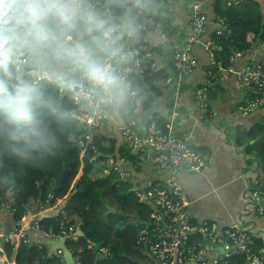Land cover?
I'll return each instance as SVG.
<instances>
[{"label": "crops", "instance_id": "0c3cea01", "mask_svg": "<svg viewBox=\"0 0 264 264\" xmlns=\"http://www.w3.org/2000/svg\"><path fill=\"white\" fill-rule=\"evenodd\" d=\"M216 1L221 2L223 9H226L245 0H160L159 7L151 17L139 20L144 31L143 43L148 47L150 69L159 73L154 81L159 93L155 95L152 108L144 111L138 105L134 116L137 122L138 118L142 120L138 122V127L144 129L155 115L166 122L167 130L186 138L205 156L206 165L201 171L194 173L180 171L174 177L175 183L181 187L191 202L193 221L196 224L203 221L213 222L217 224L219 231L222 228L245 230L253 243L260 244L258 251L264 260V214H257L253 196L257 183H264V159L262 161L258 157V150L264 144V107L249 113L238 110V105L251 98L253 93L242 88L236 78L222 67L215 68L214 54L204 45L211 34L218 30L214 16ZM254 1L259 3L264 19V0ZM195 12L206 14V33L194 46V54L198 60L197 68L192 74L184 75L174 67L171 55L175 49L183 45L185 37L190 32V20ZM248 38L253 40V34H248ZM237 52L236 50L230 52L228 66L238 68L251 60H263L264 44L254 43L242 55L236 56ZM209 70L213 72L210 89L208 95L201 99L199 93L209 79ZM146 87L141 85L137 92H144ZM148 87L149 91L154 93L151 86ZM121 110L124 115L128 113L127 109ZM121 110L116 112L109 109L102 127L99 128L108 139H111L115 151L105 160L94 161L93 166L96 169L94 173L97 174V178L106 175L109 167L115 164L122 165L130 172V177L125 180L132 186L130 191L136 194L137 190H145L157 180H168L169 176L163 171L152 169L149 163L138 159L135 164L132 163L130 158L134 154L126 149L120 128L129 119L135 118L132 116L126 119ZM80 175L82 170L78 176ZM119 178L124 180L120 175ZM141 201L146 204L141 210V216L130 213L125 222L119 223L107 234L108 244L115 243L118 250L114 253L109 251L108 256L101 257L97 254L101 261L106 262L105 264L109 260H111L109 264H155L146 248L137 243L139 231L150 222L153 211L145 200ZM68 202L67 195L63 199H58L52 207L46 208L41 214L47 217L56 215ZM107 206H110L113 212L108 210ZM102 210L104 212L100 214V221L108 226L111 218L105 215L116 214L117 222L120 221L123 212L121 210L124 209L118 207L116 200L110 199L108 203L101 205L100 212ZM37 212V207L32 208L25 219L28 220L30 215ZM145 215L147 217H144ZM142 217L143 219H140ZM74 222L76 234L81 236L80 222L77 218ZM15 227L12 212L0 204V234ZM29 236L34 244L39 247L45 246L49 254H57L58 250L62 249L60 256L63 257L64 264L69 263L66 262L69 256L65 252L67 250L65 240L52 239L32 229L29 230ZM188 243L196 247L199 253H187L184 264H201L227 255L221 243L209 242L203 233L192 234ZM98 246L88 243L90 249L97 250ZM72 256L76 264V258Z\"/></svg>", "mask_w": 264, "mask_h": 264}, {"label": "clouds", "instance_id": "9594fccd", "mask_svg": "<svg viewBox=\"0 0 264 264\" xmlns=\"http://www.w3.org/2000/svg\"><path fill=\"white\" fill-rule=\"evenodd\" d=\"M153 0H0V147L31 164L59 147V95L119 112L138 102L126 66ZM3 179H11L5 173Z\"/></svg>", "mask_w": 264, "mask_h": 264}, {"label": "trees", "instance_id": "16d2710c", "mask_svg": "<svg viewBox=\"0 0 264 264\" xmlns=\"http://www.w3.org/2000/svg\"><path fill=\"white\" fill-rule=\"evenodd\" d=\"M153 2L159 7L160 0H153ZM153 13H141L139 20H146ZM214 16L215 21L218 17L223 18L226 26L222 29V33L215 31L210 36L215 45L213 52L215 68L228 66V56L232 50L244 52L249 50L254 43L264 44V19L258 2L245 0L223 9L221 2L216 1ZM250 33L254 36L253 40L248 38ZM143 38L144 31H142L141 38L135 43L144 44ZM261 62L264 63V59ZM149 63L148 57L141 59L143 72L132 74L130 78L137 89L141 85L147 87L149 85L154 93L149 91V87H146L144 92H136V97L139 98L138 102L127 108L126 115L121 110L126 119L136 114L135 110L138 105L144 111L152 108L155 95L159 93L154 84L155 77L159 76V73L152 71ZM211 77L212 75L208 74L209 79L206 81L208 91ZM48 91L58 95L63 112L62 117L53 121L59 139V147L53 153L38 157L37 161L31 164L14 160L6 149L0 147V177L5 173L11 175V179L0 178V204L8 206L13 214V219L18 222L23 220L30 210L40 203L44 204L46 208L52 207L58 199H63L68 195L69 202L63 210L70 217L72 223H75L76 218L79 220L83 235L77 236L74 240H67L66 248L74 255L76 261L79 260L82 264H105V261L99 259L96 248H88V243L106 246L112 253L117 252L115 243L108 244L107 234L114 230L116 225L125 222L130 213L141 216V210L146 207V204L136 196L135 192L130 191L132 186L125 179L119 178L118 173L113 171V166L109 167L106 175L96 178L97 174L94 173L96 169L93 163L95 160H105L108 156L113 155L115 150L111 139H108L99 129L94 136L93 146H87L82 151L79 144L83 135L82 123L72 117V113L77 110L73 97L67 94L59 95L51 86ZM134 118L136 120L135 116ZM152 120L167 130L165 121L158 119L155 115L149 122ZM259 146L260 144L258 148ZM258 157L263 161L264 144L258 150ZM130 159L135 164L138 156L134 154ZM62 170H64V174L60 188L56 193H53L56 180ZM80 170H82V175L78 176ZM92 173L94 178H92ZM110 199L116 200L118 207L124 210H121L123 212L119 222L115 221L116 214H106L105 216L111 219L107 223L108 226H105L100 221V214L104 212L103 210L100 212V207L104 203H108ZM126 205H128L127 208H124ZM61 218L62 215L57 213L39 221V224L45 231L59 234ZM259 247L258 242L253 243V250L258 251ZM6 250L7 259L14 260L15 264H64L62 256L49 254L45 246L39 247L34 243L23 245L16 252L7 245ZM227 260L228 264H248L244 255H234Z\"/></svg>", "mask_w": 264, "mask_h": 264}, {"label": "built area", "instance_id": "2783aa9c", "mask_svg": "<svg viewBox=\"0 0 264 264\" xmlns=\"http://www.w3.org/2000/svg\"><path fill=\"white\" fill-rule=\"evenodd\" d=\"M218 33L226 28L224 19L217 18ZM207 16L204 13L195 12L190 20V32L185 37L183 45L175 49L171 55L174 67L180 74L190 75L198 66V60L194 54V46L206 33ZM204 45L211 52H214L215 45L209 37ZM135 48L133 63L126 66L129 77L132 74L142 73L141 59L147 57L148 47L145 44L132 45ZM244 52H237L242 55ZM222 67V66H220ZM227 73L232 74L242 88L253 93L247 101L238 105L242 112H253L264 107V63L258 60H251L242 67H222ZM212 75V71H208ZM208 95L207 82L200 90L199 98ZM77 110L72 117L82 123L83 135L79 140L82 151L87 146H93V139L96 131L102 127L105 115L108 110L96 108L87 101L73 97ZM92 108L93 112L86 111ZM137 120L131 118L125 125H122V134L126 149L138 156L142 162L149 163L152 169H157L168 174V180H157L152 182L145 190H137L136 196L145 200L152 208L151 220L138 234L137 243L146 248L147 252L155 261V264H184L186 254H198L196 247L189 245V239L194 233H203L209 242L221 243L226 256L211 261H204L201 264H228L227 257L244 255L246 261L251 264H264L259 251L253 250L251 236L242 229L222 228L219 231L217 224L203 221L196 224L190 211V200L181 187L175 183L174 177L180 171L194 173L201 171L206 165L205 156L193 146L186 138L177 136L169 130H164L156 121L152 120L140 129ZM81 151V152H82ZM116 171L121 178L130 177V172L122 165L115 164ZM113 166V167H114ZM253 196L257 205L258 215L264 214V183L259 182L253 190ZM6 206V205H4ZM9 208L8 206H6ZM38 212L16 222L13 230L0 234V254L7 264H15L14 260L6 257V246L12 247L16 252L23 245L32 244L29 230H36L52 239L74 240L77 237L76 225L71 222L63 209L57 213L62 215L60 220V233H49L41 228L39 216L46 209L40 203ZM98 253L108 256L109 250L104 246H98ZM62 254V249L57 255ZM76 264H82L77 260Z\"/></svg>", "mask_w": 264, "mask_h": 264}, {"label": "water", "instance_id": "95a60500", "mask_svg": "<svg viewBox=\"0 0 264 264\" xmlns=\"http://www.w3.org/2000/svg\"><path fill=\"white\" fill-rule=\"evenodd\" d=\"M86 111L88 112H93V109L92 108H86ZM142 120L138 118V122H141ZM63 174H64V170L61 171L60 175L58 176L57 180H56V183H55V186L53 188V193H56L59 188H60V185H61V179L63 177ZM107 209L110 210L111 212L112 211V208L110 206H107ZM47 216L45 214H41L37 217V219L39 221L43 220L44 218H46ZM79 234L82 236L83 233L81 230H79ZM66 249V248H64ZM66 254H68L69 258L66 260V262L68 261L69 263L68 264H75V262L73 261V256L71 255V253L67 250H65ZM0 264H7L6 261L4 260V258L2 257V255L0 254ZM251 264V263H249Z\"/></svg>", "mask_w": 264, "mask_h": 264}, {"label": "rangeland", "instance_id": "374dc122", "mask_svg": "<svg viewBox=\"0 0 264 264\" xmlns=\"http://www.w3.org/2000/svg\"><path fill=\"white\" fill-rule=\"evenodd\" d=\"M115 168V166L113 167V169Z\"/></svg>", "mask_w": 264, "mask_h": 264}]
</instances>
